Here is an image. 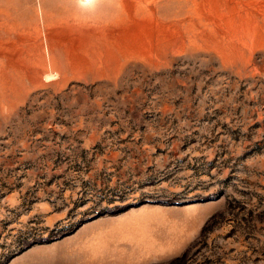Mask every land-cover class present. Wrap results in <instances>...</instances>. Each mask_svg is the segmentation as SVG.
<instances>
[{"label":"rangeland","instance_id":"1","mask_svg":"<svg viewBox=\"0 0 264 264\" xmlns=\"http://www.w3.org/2000/svg\"><path fill=\"white\" fill-rule=\"evenodd\" d=\"M0 264H264V0H0Z\"/></svg>","mask_w":264,"mask_h":264}]
</instances>
